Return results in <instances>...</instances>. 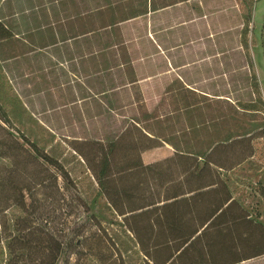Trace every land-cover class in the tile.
<instances>
[{
  "label": "trees",
  "instance_id": "trees-1",
  "mask_svg": "<svg viewBox=\"0 0 264 264\" xmlns=\"http://www.w3.org/2000/svg\"><path fill=\"white\" fill-rule=\"evenodd\" d=\"M192 1L198 0H2L0 3V20L14 33V36L0 41V59L9 63L6 65L8 69L13 61L21 57L56 54L60 59L73 63L71 71L77 78L74 88L76 93L82 94L75 96L73 101L106 96L109 107H112L114 100L111 97L124 92L131 93L132 103L141 110L140 115L125 116V124L117 134H110L107 138L70 141L72 149L86 162L99 193L118 217L128 214L133 217L132 213L157 203L135 136V123L176 150L202 157L217 142L252 132L249 129L242 134L230 133L198 150L195 147L197 138L188 136L191 132H197L203 123L193 121L186 125L184 118L194 112L199 113L201 108L198 101L189 100V83L179 73L180 79L169 84L164 92L179 96L178 104L171 109L165 108L162 113L158 109L152 111L146 108L142 84L187 66L184 47L190 41L186 40V36H182L179 43L172 41L174 31L183 28L185 32L187 22L170 25L168 21V26L159 27V15L165 16L171 9L187 6ZM200 4L195 5L197 12L202 11ZM246 32L244 29L242 34ZM17 42L29 50L16 55ZM146 44L148 47L145 48ZM7 47H10L9 52ZM176 48L179 49V63L171 54V50ZM229 51L224 48L220 54L227 55ZM159 59L165 65L157 64ZM144 63L148 64L146 68L151 72L140 74L139 66H145ZM150 63L157 69L153 70ZM7 106L10 108L7 101L1 103L4 109ZM237 107L244 113L257 109L253 102H239ZM10 114L0 111L1 155L13 165L19 164L17 160L22 161L20 158L30 159L37 170L27 184L21 185L13 195L9 193L8 186H2L5 181L0 180V196H4L0 199V247H5L8 252L7 264H57L62 255L68 259L78 253V247L89 245L91 235L85 223L89 224L90 221L84 222L79 217L84 211L82 208L85 211L89 209L88 204L78 192L74 193V190L78 191L77 181L58 159L25 136L22 142L7 130L6 123L10 118L14 124L22 125L19 117ZM148 120L155 123L144 125ZM174 120L182 124L179 130L176 124L166 122ZM168 128L172 133L166 135L162 131ZM177 132L182 134L178 136ZM16 169L19 172V166ZM225 174L228 172L216 170L217 186L196 194V201L192 199L200 223L203 227L207 224L204 235L206 230H214L219 224L229 225L230 228L253 222L247 218L251 210L243 208L234 198L233 188L223 178ZM4 177L2 180H5ZM263 177L258 185L264 197ZM59 215H65L68 219L73 217L70 223L74 221L75 228L70 229V223L64 222L65 228L57 230L55 222ZM221 216L230 219L221 220ZM118 224L122 225L119 221ZM98 225V231L105 230L100 222ZM81 226L83 228L80 229ZM254 226L264 229L259 222ZM131 238L134 248L141 253L136 238ZM262 253L257 252L256 255ZM97 257L99 264L106 258L101 251ZM146 264H151L148 259Z\"/></svg>",
  "mask_w": 264,
  "mask_h": 264
},
{
  "label": "rangeland",
  "instance_id": "rangeland-1",
  "mask_svg": "<svg viewBox=\"0 0 264 264\" xmlns=\"http://www.w3.org/2000/svg\"><path fill=\"white\" fill-rule=\"evenodd\" d=\"M197 4L201 5V12L196 11ZM164 17L167 19L164 20ZM168 21L170 25L187 22L185 32L182 27H177L182 30L174 31L171 38L179 43L180 38L186 36V40L190 41L184 47L187 66L142 84L146 108L152 111L158 109L162 113L165 108L171 109L178 104L179 96L164 92L169 84L180 79L179 73L189 83V100L198 101L201 108L199 113L194 112L184 118L186 125L193 121L203 123L197 132H191L188 136L197 138L195 147L198 150L206 148L212 140L225 138L230 133L242 134L250 129L252 132L245 135L248 136L246 144H249V150L254 144V157L223 178L252 213L261 215L264 212V197L258 181L264 176V0L192 1L187 6L171 9L165 16L160 14L157 26H168ZM244 29L247 32L242 34ZM12 36L14 33L0 20V41ZM27 48L17 42L14 52L18 55L29 50ZM224 48L230 51L221 56L220 51ZM178 50H171L177 63L180 62ZM7 51H10V47H7ZM156 63L165 65L160 59ZM7 64L0 59V98L1 103L7 101L10 108L7 106L4 109L0 103V111L16 115L22 121V125L18 126L12 122L11 114L9 117L6 115L10 118L6 123L7 130L22 142L25 136L58 159L77 181L78 191L74 190V193L78 192L88 204L89 209L85 211L82 208L84 211L81 209L83 212L79 217L84 222L90 221L89 224L85 223L91 235L89 245L78 247V253L68 259L62 255L57 264H99V251L106 256L102 264H146L147 258L134 248L131 238L133 236L138 240L136 231L142 232L139 218L130 214L118 217L111 211L107 200L99 193L86 162L72 149L70 142L75 139L107 138L110 134L119 133L125 124V116L141 113L138 105L132 103L131 93L121 92L112 96V107H109L106 96L73 101L75 96L82 94L76 93L74 88L77 78L71 71L72 62L60 59L56 54H48L21 57L13 61L10 69ZM144 65L139 66L140 74L151 72L146 68L148 64ZM151 66L153 70L157 69ZM239 102H253L257 109L244 113L237 107ZM166 122L176 124L178 130L182 127L177 120ZM154 123V120H148L143 124ZM134 129L142 130L136 123ZM162 132L166 135L172 133L170 128ZM176 134L179 136L182 132ZM242 146L238 151L246 149V145ZM20 159L22 161L17 160L19 164L13 165L2 157L0 151V180L5 181L2 186H8L12 195L21 185L27 184L37 170L30 159ZM18 166L20 173L16 169ZM3 197L0 196V199ZM71 220L73 217L68 219L65 215H59L55 228L61 230L65 228L63 223H70ZM99 222L104 231H98ZM69 225L73 229L76 223L73 221ZM7 258L6 248L0 247V264H7Z\"/></svg>",
  "mask_w": 264,
  "mask_h": 264
},
{
  "label": "crops",
  "instance_id": "crops-1",
  "mask_svg": "<svg viewBox=\"0 0 264 264\" xmlns=\"http://www.w3.org/2000/svg\"><path fill=\"white\" fill-rule=\"evenodd\" d=\"M135 136L157 200L132 213L143 232L136 231L138 247L151 264H264V253L256 255L264 252V229L254 226L264 225V212L260 216L250 212V225L219 224L204 235L207 224L200 223L192 201L199 192L217 186L216 170L232 173L254 157L253 141L251 150L246 144L248 136L219 141L204 157L178 151L143 129H136ZM242 145L246 149L240 152ZM234 198L250 210L236 193Z\"/></svg>",
  "mask_w": 264,
  "mask_h": 264
}]
</instances>
